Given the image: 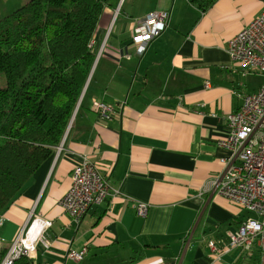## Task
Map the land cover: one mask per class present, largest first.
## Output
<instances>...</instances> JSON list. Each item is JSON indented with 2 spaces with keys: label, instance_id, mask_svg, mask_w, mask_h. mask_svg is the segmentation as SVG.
<instances>
[{
  "label": "crops",
  "instance_id": "0c3cea01",
  "mask_svg": "<svg viewBox=\"0 0 264 264\" xmlns=\"http://www.w3.org/2000/svg\"><path fill=\"white\" fill-rule=\"evenodd\" d=\"M119 3L106 9L94 40L89 100L62 150L1 215V245L10 251L41 217L52 226L44 233L48 246L36 245L35 264H264L258 241L252 253L227 249L228 234L252 215L200 191L233 155L218 145L228 135L227 117L264 84L227 51L264 12V0H218L207 12L188 0H132L124 14ZM158 11L170 13L168 28L139 54L132 44L138 21ZM95 101L113 108L109 120ZM84 156L120 196L93 206L76 225L60 201ZM135 202L149 204L146 218ZM83 249L82 262L66 258Z\"/></svg>",
  "mask_w": 264,
  "mask_h": 264
},
{
  "label": "trees",
  "instance_id": "16d2710c",
  "mask_svg": "<svg viewBox=\"0 0 264 264\" xmlns=\"http://www.w3.org/2000/svg\"><path fill=\"white\" fill-rule=\"evenodd\" d=\"M207 12L218 0H188ZM112 0H30L0 20V216L70 133ZM67 139V138H66ZM9 250L0 243V264ZM12 264H35L22 255Z\"/></svg>",
  "mask_w": 264,
  "mask_h": 264
},
{
  "label": "built area",
  "instance_id": "2783aa9c",
  "mask_svg": "<svg viewBox=\"0 0 264 264\" xmlns=\"http://www.w3.org/2000/svg\"><path fill=\"white\" fill-rule=\"evenodd\" d=\"M169 19L168 11H158L138 21L132 44L138 47L139 54H143L145 48L167 30ZM227 51L232 60L243 65L247 72L264 78V12L229 41ZM93 107L102 119L111 118V106L95 101ZM227 124L228 135L218 145L230 150L233 155L221 161L223 171L204 182L200 191L218 194L252 215L242 222L236 232L228 234L227 245L228 250L252 253L257 241L258 246L264 249V84L256 93L243 98L241 108L227 117ZM114 196H120L119 191L112 188L100 169L84 156L73 171L71 187L60 205L74 223L80 225L93 206L103 204ZM149 208L148 203H134L139 217L146 218ZM3 222L0 216V226ZM51 226V221L34 217L17 238L4 264H12L22 255L33 258L38 243L48 246L44 233ZM34 227L39 233L28 247L26 241L30 239ZM208 246L213 252L221 251L214 241ZM86 253L87 249L69 250L66 258L80 263Z\"/></svg>",
  "mask_w": 264,
  "mask_h": 264
},
{
  "label": "rangeland",
  "instance_id": "374dc122",
  "mask_svg": "<svg viewBox=\"0 0 264 264\" xmlns=\"http://www.w3.org/2000/svg\"><path fill=\"white\" fill-rule=\"evenodd\" d=\"M112 1H113L114 4H116V2H117V0H112ZM22 2H23V0H0V19L6 17L7 15H9L12 12L18 10L19 8H21L22 6H24L26 4V3L24 4ZM119 4H120V10L122 9V6L124 5L123 6V10H122V14H124L129 9V7L131 6L132 0H120ZM118 24H119V21H118ZM88 100H89V98H88ZM88 100H86V102L83 103V107H85V105H86ZM77 112H78V109H77V111H76V113L74 115V118H75ZM74 118H73V120L71 122L70 130L72 128ZM10 251H9V253H10Z\"/></svg>",
  "mask_w": 264,
  "mask_h": 264
},
{
  "label": "bare ground",
  "instance_id": "6f19581e",
  "mask_svg": "<svg viewBox=\"0 0 264 264\" xmlns=\"http://www.w3.org/2000/svg\"><path fill=\"white\" fill-rule=\"evenodd\" d=\"M37 233H39V230H37L36 227H34L33 230L31 231L30 239L26 241V244L28 247H31V244L33 243V240L35 236L37 235Z\"/></svg>",
  "mask_w": 264,
  "mask_h": 264
},
{
  "label": "water",
  "instance_id": "95a60500",
  "mask_svg": "<svg viewBox=\"0 0 264 264\" xmlns=\"http://www.w3.org/2000/svg\"><path fill=\"white\" fill-rule=\"evenodd\" d=\"M94 68H95V65H94L93 70H92V72H91L90 78L92 77V74H93ZM90 78H89V80H90ZM89 80H88V81H89ZM87 85H88V83H87ZM87 85H86V88H87ZM86 88H85V91H84L83 96H82V98H81V101H82V99H83V97H84V94H85V92H86Z\"/></svg>",
  "mask_w": 264,
  "mask_h": 264
}]
</instances>
